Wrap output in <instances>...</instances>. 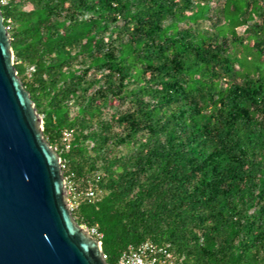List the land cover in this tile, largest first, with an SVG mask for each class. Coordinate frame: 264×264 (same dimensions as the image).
Returning a JSON list of instances; mask_svg holds the SVG:
<instances>
[{
  "label": "trees",
  "instance_id": "obj_1",
  "mask_svg": "<svg viewBox=\"0 0 264 264\" xmlns=\"http://www.w3.org/2000/svg\"><path fill=\"white\" fill-rule=\"evenodd\" d=\"M14 68L106 264H264V0H9ZM72 131L70 147L61 133Z\"/></svg>",
  "mask_w": 264,
  "mask_h": 264
},
{
  "label": "water",
  "instance_id": "obj_2",
  "mask_svg": "<svg viewBox=\"0 0 264 264\" xmlns=\"http://www.w3.org/2000/svg\"><path fill=\"white\" fill-rule=\"evenodd\" d=\"M42 130L0 10V264H106L72 218L60 157Z\"/></svg>",
  "mask_w": 264,
  "mask_h": 264
},
{
  "label": "built area",
  "instance_id": "obj_3",
  "mask_svg": "<svg viewBox=\"0 0 264 264\" xmlns=\"http://www.w3.org/2000/svg\"><path fill=\"white\" fill-rule=\"evenodd\" d=\"M9 0H0V6L7 4ZM8 29V28H6ZM72 139V131L64 130L61 133L60 144L68 150ZM62 168V166H61ZM65 181V201L72 211L82 201L93 202L98 199L99 191L93 189H85L76 191L73 182L68 176L64 177ZM82 227V226H81ZM97 241L100 235L97 233L95 228L87 229L82 227ZM99 242V241H98ZM100 243V242H99ZM102 259L105 261L106 257L102 255ZM116 264H178L173 257L165 248L158 247L149 241L142 242L138 245L127 246L120 254Z\"/></svg>",
  "mask_w": 264,
  "mask_h": 264
}]
</instances>
